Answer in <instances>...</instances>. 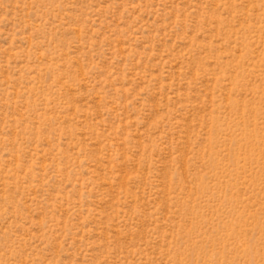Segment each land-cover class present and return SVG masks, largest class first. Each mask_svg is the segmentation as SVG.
Segmentation results:
<instances>
[{"label": "rangeland", "instance_id": "1", "mask_svg": "<svg viewBox=\"0 0 264 264\" xmlns=\"http://www.w3.org/2000/svg\"><path fill=\"white\" fill-rule=\"evenodd\" d=\"M0 264H264V0H0Z\"/></svg>", "mask_w": 264, "mask_h": 264}]
</instances>
